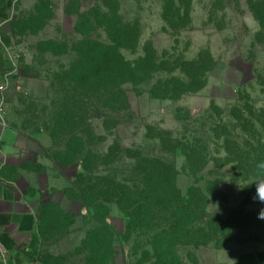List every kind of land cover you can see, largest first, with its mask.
Masks as SVG:
<instances>
[{"label":"rangeland","instance_id":"rangeland-1","mask_svg":"<svg viewBox=\"0 0 264 264\" xmlns=\"http://www.w3.org/2000/svg\"><path fill=\"white\" fill-rule=\"evenodd\" d=\"M6 8L0 37L14 69L0 175L20 181L38 207L36 264H155V236L169 231L172 208L159 206L140 224L115 200L96 214L79 198L92 183L98 191L115 179L140 181L132 153L171 165L180 196L193 187L208 196L190 229L204 234L209 224L213 238L170 244L171 258L264 264V204L247 173L228 163L220 133L235 107L264 113V28L253 10L264 20V0H11ZM115 45L132 62L149 54L138 65L150 74L118 85L84 81L83 70ZM200 57L190 71L204 70L203 87L174 96L173 77L192 82L180 64ZM235 123V135L252 136Z\"/></svg>","mask_w":264,"mask_h":264},{"label":"trees","instance_id":"trees-1","mask_svg":"<svg viewBox=\"0 0 264 264\" xmlns=\"http://www.w3.org/2000/svg\"><path fill=\"white\" fill-rule=\"evenodd\" d=\"M172 2L174 3V1ZM183 7V5L179 6V12ZM253 10L264 28L263 18L255 8ZM117 46L119 47L118 44ZM117 46L109 47L114 53H106L101 58H95L97 66L91 63V67H86L83 70L81 75L84 81L90 83L98 80L101 83L113 82V84L118 85L129 79L138 81L142 76L150 74L151 69H146L143 64L141 66L138 65L139 62L149 61V54L140 60L132 62L124 58L118 51ZM149 50L154 53L152 48ZM203 54H206L211 58V61H214L210 53L204 52ZM200 61L201 57L197 60H184L180 64V67L187 71L192 82L173 77L174 81L171 83L174 85L175 91L172 93L174 96L183 91H194L203 87L204 81L202 77H204V70H201L200 73L190 71L193 67L199 68ZM155 64L159 65L157 62ZM167 92H170V89H167ZM245 106L249 113L245 114L244 108H233L230 116L234 121L230 120L229 124L224 126L220 133L224 136V150L226 151L228 163L234 164L235 168L244 170L251 184L261 172L257 165L264 162V136H262L261 132V128L264 127V113H258L253 104L247 103ZM213 108L217 109L215 106ZM63 116H65V113L61 112L60 117L62 118ZM234 122L237 123L235 125L240 127L241 130L249 129L252 132V136L243 139L242 136L235 135L232 131L233 129H229ZM64 123L66 124L65 121ZM64 123L60 121L58 125H65ZM247 126H250V128H247ZM258 127L260 128L258 129ZM128 157L135 160L136 166L133 171L141 176L140 181L131 183L115 179L111 185L98 191H94L97 187L92 183L88 186L92 191L79 198L82 199L85 205L92 208L96 214L106 208V204H104L106 200H115L122 208L134 209L135 215L133 218H136L140 224L150 223L155 217L159 206L172 208L174 215L169 231L159 232L155 236L153 244L156 252L155 264H182L178 261V258L177 260L174 257L171 258L166 247L176 242H192L201 239L209 241L213 238L214 233L211 232L209 224L204 227V234H194L190 229L195 224L200 212L207 208L208 196L203 190L196 187L190 189L186 198L180 196L176 186V172L174 173L172 166L166 164V161L159 156H140L138 153H132ZM188 157L191 161V156L188 155ZM87 180L91 181V179ZM251 187L252 192L255 194V183L251 184ZM76 197L78 196L75 195ZM60 211L63 212L62 210ZM100 218L101 220L103 219L102 217ZM41 219L42 217L39 213V230ZM217 219L225 222V219ZM257 233V236L264 239V220L260 223ZM102 242L101 240V244Z\"/></svg>","mask_w":264,"mask_h":264},{"label":"crops","instance_id":"crops-1","mask_svg":"<svg viewBox=\"0 0 264 264\" xmlns=\"http://www.w3.org/2000/svg\"><path fill=\"white\" fill-rule=\"evenodd\" d=\"M10 1L0 0V14ZM13 64L12 57L0 37V84L7 81V88L14 69ZM238 72L241 76L242 73ZM224 84L227 82L224 81ZM239 84L237 82L234 86L238 87ZM6 146V125L0 122V160L2 161L7 158ZM39 243L37 205L20 181L10 178L7 174L0 175V264H36L37 260L34 258L37 256Z\"/></svg>","mask_w":264,"mask_h":264},{"label":"clouds","instance_id":"clouds-1","mask_svg":"<svg viewBox=\"0 0 264 264\" xmlns=\"http://www.w3.org/2000/svg\"><path fill=\"white\" fill-rule=\"evenodd\" d=\"M257 168L261 170L258 177L251 183H255V195L253 197L254 201L259 202L260 204H264V162L259 163ZM249 184V185H251ZM247 185V186H249ZM246 187V186H244ZM258 219L264 220V208H261L258 214Z\"/></svg>","mask_w":264,"mask_h":264},{"label":"built area","instance_id":"built-area-1","mask_svg":"<svg viewBox=\"0 0 264 264\" xmlns=\"http://www.w3.org/2000/svg\"><path fill=\"white\" fill-rule=\"evenodd\" d=\"M7 85H8L7 81L0 84V122L4 121V115L6 111L5 91H6Z\"/></svg>","mask_w":264,"mask_h":264}]
</instances>
